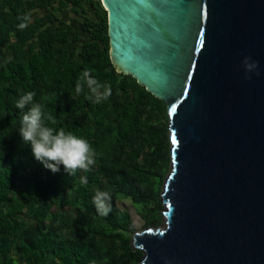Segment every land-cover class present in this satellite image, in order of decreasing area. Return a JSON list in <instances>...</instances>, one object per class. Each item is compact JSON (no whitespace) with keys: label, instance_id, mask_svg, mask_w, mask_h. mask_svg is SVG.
Segmentation results:
<instances>
[{"label":"trees","instance_id":"1","mask_svg":"<svg viewBox=\"0 0 264 264\" xmlns=\"http://www.w3.org/2000/svg\"><path fill=\"white\" fill-rule=\"evenodd\" d=\"M78 17L77 29L60 18ZM31 14L24 30L18 16ZM0 264H138L134 224L119 205L129 200L143 226L162 222L161 189L170 166L164 101L110 61L107 12L101 0H0ZM88 70L111 85L92 103L75 86ZM28 91L56 118L48 126L86 138L97 153L90 171L68 174L37 161L19 135L16 101ZM108 192L111 211L93 202Z\"/></svg>","mask_w":264,"mask_h":264},{"label":"water","instance_id":"2","mask_svg":"<svg viewBox=\"0 0 264 264\" xmlns=\"http://www.w3.org/2000/svg\"><path fill=\"white\" fill-rule=\"evenodd\" d=\"M101 4L111 63L169 115L165 220L131 239L142 264H264V0Z\"/></svg>","mask_w":264,"mask_h":264},{"label":"clouds","instance_id":"3","mask_svg":"<svg viewBox=\"0 0 264 264\" xmlns=\"http://www.w3.org/2000/svg\"><path fill=\"white\" fill-rule=\"evenodd\" d=\"M17 19L20 21L17 28L24 30L31 22V14L18 16ZM243 65L246 75L258 67L257 62L248 56L244 57ZM85 85L90 93L86 98L92 103L100 104L109 100L112 95L111 85L91 78L88 70H85L77 79L75 86L77 95L84 93ZM35 95V92L28 91L16 101V108L23 110L27 107L28 109L22 115L18 130L22 142L31 147L37 161L54 173L59 171L60 165H63L70 175H74L77 170L90 171L96 164L97 157L90 142L71 131L48 126V122L55 125L56 118L51 113H46L41 103L35 102ZM110 199V194L102 191H98L93 197L100 215L107 216L111 211Z\"/></svg>","mask_w":264,"mask_h":264},{"label":"rangeland","instance_id":"4","mask_svg":"<svg viewBox=\"0 0 264 264\" xmlns=\"http://www.w3.org/2000/svg\"><path fill=\"white\" fill-rule=\"evenodd\" d=\"M61 14H62V16L61 15L60 16L62 17V19L66 20V21H69L74 26V28L77 29L78 22L75 20L76 16H74V14L70 13L67 9H64ZM167 122L169 123V118H168ZM168 170H169V168H168ZM118 203H119V205L122 208H125V209H127L129 211V213H130V215L132 217V221H133V224H134V230L135 231L149 227V226H143L142 219L138 215L135 207L129 202V200H126V199L125 200H120ZM162 209H164V208H162ZM164 219H165V217L163 215L162 222L159 225H162V223L164 222ZM159 225H156V226H159ZM153 227H155V226H153ZM131 239H132V237H131ZM140 251L142 252V257L140 258L138 264H142L141 260H142V258L144 256V251L141 250V249H140Z\"/></svg>","mask_w":264,"mask_h":264},{"label":"crops","instance_id":"5","mask_svg":"<svg viewBox=\"0 0 264 264\" xmlns=\"http://www.w3.org/2000/svg\"><path fill=\"white\" fill-rule=\"evenodd\" d=\"M6 57V54L3 50H0V61Z\"/></svg>","mask_w":264,"mask_h":264},{"label":"flooded vegetation","instance_id":"6","mask_svg":"<svg viewBox=\"0 0 264 264\" xmlns=\"http://www.w3.org/2000/svg\"><path fill=\"white\" fill-rule=\"evenodd\" d=\"M67 10H68V9H67ZM62 12H63V11H61V13H62ZM61 13H60V15L62 16V14H61ZM61 16H60V18L62 19V17H61ZM74 16H76V15L74 14ZM75 19H76V20H78V17L76 16V17H75ZM62 20H64V19H62Z\"/></svg>","mask_w":264,"mask_h":264},{"label":"bare ground","instance_id":"7","mask_svg":"<svg viewBox=\"0 0 264 264\" xmlns=\"http://www.w3.org/2000/svg\"><path fill=\"white\" fill-rule=\"evenodd\" d=\"M164 220H165V219H164ZM141 250L145 251V249H141Z\"/></svg>","mask_w":264,"mask_h":264}]
</instances>
